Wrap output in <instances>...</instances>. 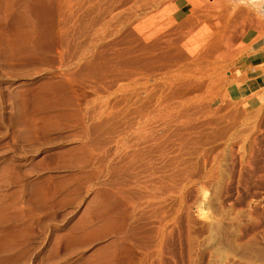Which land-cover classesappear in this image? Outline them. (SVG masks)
Segmentation results:
<instances>
[{"label":"rangeland","instance_id":"obj_1","mask_svg":"<svg viewBox=\"0 0 264 264\" xmlns=\"http://www.w3.org/2000/svg\"><path fill=\"white\" fill-rule=\"evenodd\" d=\"M186 1L0 0V264H264V0Z\"/></svg>","mask_w":264,"mask_h":264},{"label":"crops","instance_id":"obj_2","mask_svg":"<svg viewBox=\"0 0 264 264\" xmlns=\"http://www.w3.org/2000/svg\"><path fill=\"white\" fill-rule=\"evenodd\" d=\"M178 2L180 4L181 2L184 4H188L186 0H178ZM179 9L181 12H185L184 5H180ZM258 26H259V23H258ZM250 41L251 40H247L246 42L250 43ZM262 51L263 50H257L255 52H249L245 54L243 58L239 61V65L235 69L237 78L244 79V81L246 82L247 88H249L251 84L259 83V80H261L263 77V71H262L263 68L261 65L264 63V56H263Z\"/></svg>","mask_w":264,"mask_h":264}]
</instances>
